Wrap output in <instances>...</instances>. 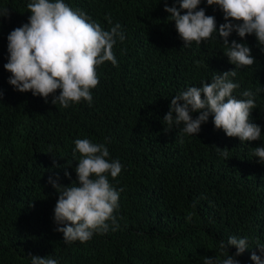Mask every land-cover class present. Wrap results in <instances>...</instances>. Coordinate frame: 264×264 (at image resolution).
<instances>
[{
    "label": "trees",
    "instance_id": "obj_1",
    "mask_svg": "<svg viewBox=\"0 0 264 264\" xmlns=\"http://www.w3.org/2000/svg\"><path fill=\"white\" fill-rule=\"evenodd\" d=\"M30 2L0 0L10 13L0 16V264H31L32 255L58 264H204L207 256L234 255L235 246L220 249L232 236L248 240L250 248L236 257L240 264H255L253 251L264 260L257 247L264 246V163L253 155L264 146V51L256 36L233 31L228 39L246 43L255 58L231 79L240 85L238 99L245 90L256 93L250 119L261 126V139L228 137L212 115L188 135L175 126L165 131L164 117L175 95L236 68L218 34L183 46L165 0H64L106 31L119 24L126 37L113 47L118 66L97 67L91 105L65 108L51 103L53 95L45 102L9 83L7 37L29 22ZM200 8L215 16L217 28L225 23L219 6L202 0ZM85 138L105 144L108 159L123 165L117 178L108 177L119 192V227L109 221L108 232L66 244L54 221L60 193L49 177L64 186L78 182L80 154L73 153L75 141Z\"/></svg>",
    "mask_w": 264,
    "mask_h": 264
},
{
    "label": "clouds",
    "instance_id": "obj_2",
    "mask_svg": "<svg viewBox=\"0 0 264 264\" xmlns=\"http://www.w3.org/2000/svg\"><path fill=\"white\" fill-rule=\"evenodd\" d=\"M177 2L179 7L169 6L165 0V11L170 13L168 20L175 22L183 46H191L193 42L201 45L218 34L226 46L225 55L236 68L215 75L211 83L206 81L175 95L164 117L165 131L175 126L185 134H198L201 125L212 115L215 127L228 137H237L241 142L261 139V126L250 119L252 110L257 107L256 93L245 90L241 93L245 99H238L234 91L240 85L231 79L237 76V68L252 66L255 58L246 43L236 40L230 43L228 38L233 31L241 38L254 34L264 51V0H206L209 6H219L224 14L225 23L219 28L215 16L207 15L203 8L197 10L202 0ZM27 8L31 12L29 22L15 28L7 37L9 59L4 67L11 73L9 83L20 92L31 91L43 97L45 102L53 95L51 103L59 102L65 108L82 101L91 105V90L99 84L97 67L105 62L118 66L113 47L117 39L123 42L126 38L121 26L116 24L106 31L86 12L72 9L64 0H31ZM182 10L186 11L182 14ZM9 15L7 8L0 9V16ZM57 90H60L59 95H55ZM194 112L199 113L196 118L191 115ZM223 149L221 155L228 158V148ZM77 152L80 154L75 167L78 182L64 186L49 177V183L60 193L54 221L58 225L56 231L63 233L66 244L86 243L94 234L108 232L109 221L113 230L119 227L114 215L120 206L119 192L108 177L117 178L123 165L119 160L108 159L110 152L105 144L93 143L87 138L75 141L73 155ZM253 155L264 163V146L256 147ZM192 215L188 213L187 219L191 220ZM230 246L237 249L234 255L225 259L207 256L204 264H240L236 257L250 248L247 238L232 236L226 243L221 242L220 249L229 251ZM257 247L264 252V246ZM251 259L255 264H264L255 251ZM31 264H58V261L32 255Z\"/></svg>",
    "mask_w": 264,
    "mask_h": 264
}]
</instances>
